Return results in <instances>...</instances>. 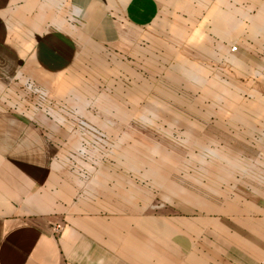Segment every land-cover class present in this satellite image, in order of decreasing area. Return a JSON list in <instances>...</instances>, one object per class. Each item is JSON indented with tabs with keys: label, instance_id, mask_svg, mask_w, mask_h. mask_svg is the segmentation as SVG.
Masks as SVG:
<instances>
[{
	"label": "rangeland",
	"instance_id": "1",
	"mask_svg": "<svg viewBox=\"0 0 264 264\" xmlns=\"http://www.w3.org/2000/svg\"><path fill=\"white\" fill-rule=\"evenodd\" d=\"M159 2L149 27L89 43L70 104L44 106L69 117L55 160L137 208L238 209L264 195V0Z\"/></svg>",
	"mask_w": 264,
	"mask_h": 264
},
{
	"label": "crops",
	"instance_id": "2",
	"mask_svg": "<svg viewBox=\"0 0 264 264\" xmlns=\"http://www.w3.org/2000/svg\"><path fill=\"white\" fill-rule=\"evenodd\" d=\"M160 8L0 0V264H264L263 194L238 209L137 208L102 177L83 182L55 160L69 117L44 106L70 104L73 62L89 43L149 27Z\"/></svg>",
	"mask_w": 264,
	"mask_h": 264
},
{
	"label": "built area",
	"instance_id": "3",
	"mask_svg": "<svg viewBox=\"0 0 264 264\" xmlns=\"http://www.w3.org/2000/svg\"><path fill=\"white\" fill-rule=\"evenodd\" d=\"M235 49H236L235 47L232 48V50H235ZM35 91L37 92L38 90H35ZM43 99H44V96L41 94L39 96V108L41 107V103H42ZM60 228H61L60 225H58L57 229H60Z\"/></svg>",
	"mask_w": 264,
	"mask_h": 264
}]
</instances>
